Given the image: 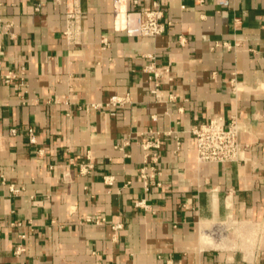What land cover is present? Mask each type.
I'll return each instance as SVG.
<instances>
[{
    "label": "crops",
    "instance_id": "crops-1",
    "mask_svg": "<svg viewBox=\"0 0 264 264\" xmlns=\"http://www.w3.org/2000/svg\"><path fill=\"white\" fill-rule=\"evenodd\" d=\"M79 3L71 23L67 0H0V75L17 74L0 80V264H264V0H161L159 36ZM151 56L171 68L160 99ZM215 116L237 121L240 162H198L192 128Z\"/></svg>",
    "mask_w": 264,
    "mask_h": 264
},
{
    "label": "built area",
    "instance_id": "built-area-1",
    "mask_svg": "<svg viewBox=\"0 0 264 264\" xmlns=\"http://www.w3.org/2000/svg\"><path fill=\"white\" fill-rule=\"evenodd\" d=\"M128 0H113L115 10V28L125 31L129 35L137 36H159L166 30V24L163 22L164 11L161 8V0H155L154 7L146 10H132L126 4ZM140 0H133L134 5H138ZM220 5L229 4V0H218ZM69 21L76 22L81 13L79 0H67ZM6 30L8 24H3L0 18V28ZM71 29L67 31V34ZM181 42H185V38H181ZM228 45V44H227ZM145 71L150 74V77L156 82V88L153 94L157 99H160V86L169 82L171 77L170 66H160L157 64L154 56H151V61L146 65ZM17 79V74L10 71L4 75H0V80L4 83H14ZM235 82V78L232 80ZM128 101V96L118 97L113 96L107 105L120 106ZM92 107L99 108L102 104L94 103ZM14 133L16 130H12ZM31 141L36 142L34 130L30 128ZM192 133L195 139V151L198 162L201 163H230L240 162L244 159L243 150L240 141L239 126L236 120L226 125L223 116H215L209 122L195 125L192 128ZM162 138L159 132L151 131V136L142 142V147L145 151V162L152 159L158 162L159 150L162 147ZM180 141H178V147ZM93 166L91 162L80 165V172L86 173ZM141 177L148 185L154 174L148 172V166H143L141 169ZM138 206H146L145 200L137 202ZM97 222H102L97 219ZM22 250V249H20ZM167 264H172L169 261Z\"/></svg>",
    "mask_w": 264,
    "mask_h": 264
}]
</instances>
